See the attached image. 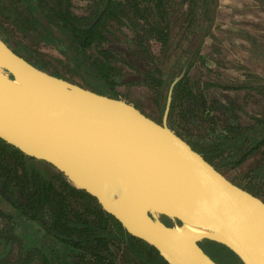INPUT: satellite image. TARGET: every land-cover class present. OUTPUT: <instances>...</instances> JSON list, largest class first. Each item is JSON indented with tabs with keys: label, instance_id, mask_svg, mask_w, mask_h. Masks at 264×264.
Here are the masks:
<instances>
[{
	"label": "trees",
	"instance_id": "1",
	"mask_svg": "<svg viewBox=\"0 0 264 264\" xmlns=\"http://www.w3.org/2000/svg\"><path fill=\"white\" fill-rule=\"evenodd\" d=\"M87 1L86 13L78 15L71 0H0V39L35 68L64 80L62 73L79 78L90 90H103L111 98H119L117 87L149 85L156 89L162 117L169 86L210 29L212 14L215 20L216 0ZM150 40L159 44L158 56L151 52ZM39 49L52 50L59 59L47 62ZM198 50L173 87L167 125L216 170L234 169L264 150V118L243 125L230 116L218 128L208 101L216 102L219 94L209 90L206 98L189 78ZM46 167L0 139V198L70 251V258L59 264H166L154 248L128 235L60 174L50 171L46 177ZM241 176L264 189V163ZM201 247L219 264H241L225 247L209 242ZM33 252L17 253L8 264H32Z\"/></svg>",
	"mask_w": 264,
	"mask_h": 264
},
{
	"label": "water",
	"instance_id": "2",
	"mask_svg": "<svg viewBox=\"0 0 264 264\" xmlns=\"http://www.w3.org/2000/svg\"><path fill=\"white\" fill-rule=\"evenodd\" d=\"M207 33L169 86L160 123L35 68L0 39V139L93 198L166 264H219L202 242L225 247L241 264H264V202L167 125L173 87Z\"/></svg>",
	"mask_w": 264,
	"mask_h": 264
},
{
	"label": "rangeland",
	"instance_id": "3",
	"mask_svg": "<svg viewBox=\"0 0 264 264\" xmlns=\"http://www.w3.org/2000/svg\"><path fill=\"white\" fill-rule=\"evenodd\" d=\"M71 2L74 13L78 15L86 13L88 6L87 0H71ZM176 2L179 3L180 0H176ZM185 7L186 6L182 8ZM214 25L215 22L213 27ZM213 27L210 34L201 42L198 56L190 69L189 78L195 81V83H198L199 89L206 98H208L207 94L209 90L219 94L216 102L210 103V101H208V105L212 107L211 114L215 118V123L218 128L226 126L230 116H236L237 119L241 120L243 125L254 123V119L263 120L264 76H261L254 70H248L239 65L236 66L234 71H230V67L224 65V51L226 50L224 47V40L216 37V35H223L220 33H223L224 25L222 23L220 25L218 24L212 35ZM12 34L17 39L21 38L20 35L15 32H12ZM148 45L151 52L158 56L160 51L159 44L154 40H150ZM39 50L42 53V59L47 62H52L54 64L55 62L53 60L59 59V56L52 50ZM62 76L70 83L90 90L79 78L69 77L63 73ZM208 84L214 86L209 87L207 86ZM219 85H223L226 88L221 89ZM230 87L243 88L233 91ZM116 90L119 94V99L133 105L149 119L157 123L161 122L160 109L157 105L156 89L150 88L149 85L137 84L117 87ZM96 92L105 94L103 90H96ZM224 97L227 99L223 100ZM262 149H264V147ZM263 151L264 150L255 152L246 162L237 168L232 170H221L223 176L229 180H234L237 176H240V174H244L246 171L261 165L264 163ZM50 171L57 173L48 165L43 169L44 174L46 173V177H49ZM254 191L256 192V190ZM256 196L260 200H264V193L258 192ZM5 207L8 208L6 210H8V214L11 215V218L7 223L8 225H6V228H8V236L4 237L2 239L3 241L0 243V263L3 262L2 264H5L6 259L7 264L8 262H14L17 253H26L31 250H34V263L32 264H42V258H45L46 261L48 260L47 264H59L61 260L70 258L71 253L69 250L51 241V239H49L51 237L38 230L35 224L30 221L28 222L24 218L21 219V217L17 216V213L8 205L5 204ZM163 221L174 224L167 219H163ZM12 223L13 227L10 225ZM9 234L15 236L12 238Z\"/></svg>",
	"mask_w": 264,
	"mask_h": 264
},
{
	"label": "crops",
	"instance_id": "4",
	"mask_svg": "<svg viewBox=\"0 0 264 264\" xmlns=\"http://www.w3.org/2000/svg\"><path fill=\"white\" fill-rule=\"evenodd\" d=\"M216 4L212 35L217 25L222 23L224 31L220 34L223 35L216 37L224 40V65L230 67V71L239 65L264 76V0H216ZM5 204L0 198V213L8 219L0 217V243L8 236L6 225L11 218ZM10 225L13 227V223ZM49 239L57 244L52 238Z\"/></svg>",
	"mask_w": 264,
	"mask_h": 264
},
{
	"label": "flooded vegetation",
	"instance_id": "5",
	"mask_svg": "<svg viewBox=\"0 0 264 264\" xmlns=\"http://www.w3.org/2000/svg\"><path fill=\"white\" fill-rule=\"evenodd\" d=\"M229 170H232V169H229ZM219 171L221 174L222 172L220 170H217ZM223 175V174H222ZM242 174H240V176H237L234 180H229L230 182H232L234 185H236L237 187L249 192L251 195L256 196V193H264V189H263V186H261L257 181H253L251 182L250 180L248 179H244L242 178L243 176H241ZM225 177V176H224ZM226 178V177H225ZM227 179V178H226ZM239 183L240 184H243V185H247L248 187H250L251 189L253 190H256V193H253L251 190H248L247 187H241L239 186ZM263 201V200H262ZM264 202V201H263Z\"/></svg>",
	"mask_w": 264,
	"mask_h": 264
},
{
	"label": "bare ground",
	"instance_id": "6",
	"mask_svg": "<svg viewBox=\"0 0 264 264\" xmlns=\"http://www.w3.org/2000/svg\"><path fill=\"white\" fill-rule=\"evenodd\" d=\"M10 85H11V83H10Z\"/></svg>",
	"mask_w": 264,
	"mask_h": 264
}]
</instances>
